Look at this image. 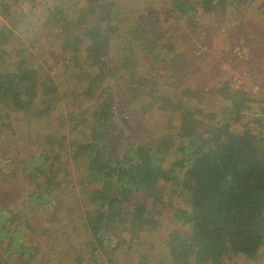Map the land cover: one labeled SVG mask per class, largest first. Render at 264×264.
<instances>
[{"label":"trees","instance_id":"16d2710c","mask_svg":"<svg viewBox=\"0 0 264 264\" xmlns=\"http://www.w3.org/2000/svg\"><path fill=\"white\" fill-rule=\"evenodd\" d=\"M2 1L4 0H0ZM16 1L21 4L11 1L15 13L7 14L9 24L5 22L0 25V95L5 99L13 97L16 102L15 109L23 111L25 106L31 107L29 102L24 106L23 101L27 96L35 94L32 84L36 85L39 81L37 73L45 75L46 68L49 66V68L58 67L62 71L67 68L58 65L56 61H49L51 55L47 54L48 45L46 47L43 42L31 43L27 45L29 47L26 51L21 53L20 40L35 38L39 29L47 26L48 31L53 29L58 32L60 38L65 37H62L60 51H68L79 58L82 54L79 52L83 46L89 45L86 50H93L90 55L93 59H101L105 56L101 51L110 41L102 39L100 35L106 30L105 25L108 23L106 21L107 6L104 10L93 9V4L99 0H66L65 3L61 0ZM139 1H143V5L146 4L147 9H152L154 13H165L151 0ZM167 1L168 13H165L167 15L161 19V22H164L170 13L175 12L180 19L182 17L190 21L189 26L192 27L193 32L200 33L199 18L205 11L202 4L191 0ZM251 1L253 0L249 2ZM215 3L216 1L213 4ZM171 5L172 12H169ZM137 8L131 9V14L139 15L141 12ZM72 9L78 13L75 20L81 27V31L76 35L71 29V24H74L75 20L68 18V12ZM182 9L184 11L180 15ZM162 33L168 36V33L164 31ZM149 37L151 39L153 35L150 34ZM94 39L97 40V44H91ZM162 39L161 34L158 39L152 38L149 47V42H146L145 45L148 47L145 49L146 55L153 57L152 61L158 67L150 71L142 70L138 80H135L136 69L131 66L132 54L130 53V57L127 58L128 53L125 48H119L120 52L116 51V57L120 63L118 64L121 74L120 86L123 87L120 90L127 93L130 101V104L127 103L125 107L137 108V110L142 108L146 114L151 111L160 113L161 118L163 115L164 121L162 119L160 123H153V128L142 129V125H139L143 132L132 135L131 129L129 131L126 128L127 123L123 121L124 118L121 119L115 113L123 104L119 87L112 81L99 84L97 79L91 78L90 75L89 81L83 88L85 91L77 93L78 88L72 87L68 90L62 88L56 91L63 97L58 96L56 103L63 104L64 109L60 115L54 112L51 116L48 110L46 113L43 112L45 114L41 113L31 119L33 121L30 123V130H38L33 139H39L41 135L44 136L45 131L53 128L49 120L59 123L60 128L63 127L70 132L73 141L67 145L68 153L73 155V160L80 168V172L75 174V181H72L71 187L69 185L66 187L64 181L57 182L54 178L57 165L45 161L46 157L40 156V152L39 155L32 156L33 161L30 162V166L36 163L34 167L26 168L25 174L24 170L22 172L23 178L33 189L31 194L39 210L46 212L49 205L54 206L55 209L52 210L54 212L61 209L62 207H59L61 205H57L61 203L56 202L67 201V195L76 200L83 214L84 222L78 223L84 225V230L78 241H86V243L80 252L84 254L90 245L91 257L85 259L83 256L75 262L72 261V258L76 256L72 244L76 241L72 240L70 233H67L74 226L69 224L63 231L65 219H60L56 215H53L56 220L51 223L44 221L43 218L37 222L38 230L47 227L49 223L48 229L58 226L57 228L63 231L58 237H54V242L50 244L54 245V252L60 251V255L57 256L61 257L59 261L62 264H117L118 262L113 263L114 256H112L122 243L114 238L117 235H126L130 238L131 244L127 251L132 255L136 253L137 256L132 259L131 264H145V252L153 245L155 233L150 229L153 227L158 229L169 219L171 223L177 224L166 234L165 245L168 246V255L171 257L172 264H230L229 260L235 256H257L264 250V125L261 123L264 122V114H262L261 122L254 124L255 119L243 123L242 116L235 114L232 117L213 111V114L219 118L216 126H223L224 133L214 141L208 140L213 138L215 132L212 128H206L202 133L196 134L199 139L194 146L186 147V138L174 134L168 141L161 142L162 151L148 148L142 150L138 147L137 142L140 136L146 137L150 132V135L156 134L157 139V136L171 132L172 116H179L180 122L186 118L190 120L205 118L204 115L200 117L201 110L198 106H193L200 102L195 103V99L189 100L190 91L188 87H184L185 85L182 86V82L188 85L187 79L190 75L196 76L198 67L185 65V60L184 66L181 63L182 68L180 62L175 60H173L175 66L168 65L169 58L182 53L181 59H183L184 55L189 54V49L181 47L177 40L163 44L165 40ZM46 55L49 57L45 58ZM239 56L240 54H237L233 58ZM32 60L35 61V65L33 66L30 62L29 67L32 69L24 71V63ZM152 61L145 62L146 68H149ZM98 70L103 71V67L97 68ZM78 76L77 74L62 83L70 85ZM60 79L58 75L52 79L48 77L51 88L59 83ZM164 88L169 89L162 92L166 98L169 94L180 98L173 103L169 99H163L158 89ZM6 90H8L7 93H5ZM228 91H231L232 95H238V87H231ZM255 93H258L257 90ZM195 94L199 92L195 91L192 96L194 97ZM90 95L94 100H91ZM206 98L213 97L209 95ZM74 101H82L83 106L89 110V114L82 106L72 109ZM253 102L263 104V101L258 98ZM92 107H96L94 113L91 111ZM32 111L38 113L36 110ZM236 113H240V110ZM2 115L6 114L0 110V118ZM7 122L0 121V134L6 132ZM223 135L226 140H223ZM174 140L177 142L172 144ZM36 144H39V140L32 146ZM169 145L176 146L172 148L171 153H175L174 150L179 153L167 159L169 149L166 147ZM2 149V155L6 159L5 147ZM9 169L8 166L0 165V175L2 171ZM173 172L177 175L176 186L172 185L173 182L167 178ZM43 176H46L47 186L42 184ZM73 183H75L74 187ZM5 187L9 189L8 185ZM156 188H159L161 195L170 194L176 204H172L171 201L164 202L159 196L155 198L153 191ZM185 189L194 190L198 196L202 197L204 202L200 211L190 210L188 203L189 200L193 201L190 197H185L183 203L181 198ZM53 193H57L56 201L50 198ZM136 199L144 202L138 204ZM159 201L161 202L158 203ZM145 202L149 203V208ZM181 203L185 205V209L178 207ZM66 208L69 209L68 206ZM3 216L5 215L0 206V218ZM8 221L12 223L16 219L8 213ZM21 223L27 224L25 221ZM181 225L188 228L187 233L182 231ZM1 227L3 226L0 225ZM136 228L142 230L138 238H135L138 231ZM24 232V226L19 224L18 237ZM33 233L34 230L30 235L36 239L41 238L40 235ZM68 235L69 238H67ZM32 236H30L31 240ZM83 237L85 240L80 239ZM15 239L17 238H11L6 227L4 235L0 236V264H42L40 255L30 259V262L23 263L20 253L16 251L18 245ZM20 241L21 247L27 246V236L22 237ZM57 241L61 244L58 245ZM38 246L40 242L36 241L30 248L33 253L36 251L43 255ZM210 246L218 248L211 252L212 256H209L207 252ZM204 248H206L205 251Z\"/></svg>","mask_w":264,"mask_h":264},{"label":"rangeland","instance_id":"374dc122","mask_svg":"<svg viewBox=\"0 0 264 264\" xmlns=\"http://www.w3.org/2000/svg\"><path fill=\"white\" fill-rule=\"evenodd\" d=\"M11 1L12 0H4L0 2V25L5 22L6 24H9L6 17L7 14L15 13L14 9H12L13 2ZM14 1L17 4H21V2H17L16 0ZM61 1L64 3L66 2V0ZM151 1L155 2V5H159V8L164 10L165 13H168L167 0ZM191 1H196L202 4L205 9L199 18V29L201 30L200 33L193 32L192 27L189 26L190 21L182 19V17L180 19L178 14L175 12H173V14L170 13V16H167L166 20L161 22V19H163L167 14L154 13L152 9H147L146 4L143 5V1L99 0V2L93 4V9L100 8L104 10V8L107 6L108 14H106V21L108 23L105 25L106 30L100 33V35L102 39L110 41L108 44H105L103 50L101 51V53L105 55L101 59L91 58L90 55H92L93 50H86L89 45L86 47L83 46L81 52H79V54L82 53L80 55L81 57L79 58L73 56L72 53H68V51H60L62 47V39L65 37L62 36L63 38H60L58 32L53 29L48 31L47 26L41 27L35 38L32 39V37H29V39L20 40L21 48L19 47V51L21 53L25 52L26 48L29 47L27 45H30L34 42H43L45 43L46 47L48 45L47 54L51 55L49 61H56L58 65L65 66L67 68L62 71L58 67L49 68V66L46 68L47 73L43 71L46 73L45 75L43 73H37V78L39 81L36 85L32 84V89L34 90L35 94L33 96H27L23 101L24 106L25 104L28 105L29 102L31 107L29 105L25 106L23 111L15 109L16 102L13 100V97L5 99L2 97V95H0V110L4 111V114H6L1 116L0 121H8L6 124V132L0 134V165L10 167L9 170L2 171L0 175V206L5 215L0 218V225L3 226L0 228V236L4 235L7 227V231L11 234V238H17L15 239L16 244L18 245L16 251L20 253L23 263H27V261L30 262V259H33L36 255H40L42 257V264H62L59 261L61 257L57 256L60 255V251L54 252V245H52V247L50 244L54 242V237H58V235L62 234L63 231L67 229L68 225L72 223V220L75 221L77 219L79 222H84V217L81 216L83 214L80 213V209L76 204V200L70 198V196L67 195V201L58 200L61 202H56L61 203L57 204L61 205L59 206L62 207L61 209L54 212L52 211L55 209L54 206L49 205L46 208V212L39 210L38 207L35 206L36 201L34 200L35 198L33 199L32 197L31 187L28 185L27 180H25L22 176L23 170L25 174L26 168L34 167L33 165L36 163H33L30 166V162L33 161L32 156L37 154L39 155L40 152V156H44L46 159L48 157H54L55 160L49 162L57 165L54 178L57 182L64 181L66 183V187L67 185L71 187L76 172H80L78 164L75 163L73 158H69L70 155L68 153V147H61L60 143L58 142V138L63 137L62 133H58L55 140H48L45 142V140L42 138L33 139L34 135L36 136V133H38V130H30V123L33 121L31 119L36 118L44 111L46 113L49 110L51 112V116L54 112L59 115L63 112V104H56L58 101V96L61 97V94H58L56 91L62 88L64 90H68L71 89V87L78 88L77 93H80L82 90L85 91L83 88L89 81V75L91 78L97 79L99 84L112 81L114 85L119 87V93L123 103L122 106L115 111V113L116 115H119L121 119L124 118L123 121L127 123L126 128L129 131L131 129L132 135L137 134L138 132H143L142 129L144 127L153 128L152 124L156 122L160 123L162 119L164 121V116L162 115L161 118L160 113H153L151 111L150 113L146 114L142 111V108L137 110V108L133 109L130 107H125L127 106V103L130 104V101L127 97V93L120 90L123 87L120 86L121 74L118 68V64L120 63L116 57V51L120 52L119 48L126 49L125 51L128 53L127 58L132 54L131 66L132 68L136 69L135 80H138L141 77L140 72H142V70L146 69L150 71L151 69L155 70L158 67V65L152 61L153 57L146 55L147 51H145V49H148L152 38L158 39L160 34L165 40L164 41L162 39L164 41L163 44H169L172 42V40H177L180 42L181 47L184 49L187 48L190 51L189 54L186 56L184 55L183 59H181L182 53H179L178 56L174 55L172 58H169V66H175V62H173V60H175L180 62V67L182 68V66H184L183 61L185 60V65H196L198 67L196 76L193 77L190 75L187 79L188 85L183 84L184 82H182V86L185 85L184 87H188L190 91L188 96L189 100L195 99V103L200 102V104L193 103L195 105H192L198 106L199 110H201L200 117L204 115V120L200 118H193L192 120L186 118L183 120V122H180L178 120L180 118L179 116H172L173 125L171 132H165L162 135L157 136V139L156 134L150 135V132L148 136L144 137L143 135L138 138L137 144L139 148H142V150L143 148H148L156 149L158 152L162 151V146H160L161 142L168 141L169 138L174 134L186 138V147L191 145L194 146L197 144V139H199L196 134L202 133L206 128H212L215 132L213 138L208 141L216 140L224 133L222 132L223 126H216V124L219 122V118L213 114V111L226 114L227 116L231 115L232 117L235 114L239 117L242 116L241 120L243 123H247V121H253L254 119V124L261 122V118L263 117L262 114H264V39L261 40V37L264 35L261 34L264 32V0H254L251 6L246 3L242 11L243 18L237 17L234 22H231L230 20L232 8L231 6L227 5L230 3V0H223V3L225 4L223 8L220 6L214 11L213 7L215 5L213 3L217 0ZM172 7L173 6L171 5L169 12H172ZM133 8H137L141 13H139V15L137 14L136 16L131 14V9ZM255 10L259 13L256 14ZM183 11L184 10L182 9L180 15ZM77 14L78 13L74 9L68 12L69 20H75ZM73 23L74 24H71V29L76 35L81 31V27L77 20H75ZM229 24L233 25L228 27ZM152 29H154V31H152ZM163 31L168 33V36L163 34ZM145 33L147 34L144 35ZM201 33L204 36L207 35L206 38H202ZM150 34L153 35L151 39L149 37ZM96 41L97 40L94 39L91 44H97ZM257 41H260V43H257ZM146 42H149L148 47L145 45ZM72 46L73 44L71 47ZM85 50L86 52L83 53ZM237 54H240V56L238 58H233V56ZM26 56L27 55H25V57ZM48 57L49 55L45 56V58ZM146 61L148 63L149 61H152L149 64V68H146L145 66ZM30 62L33 64V66L35 65L34 60L24 63V71L32 69V67H29ZM100 67H103V71L101 70V72L99 70L97 71V68ZM40 74L42 76H40ZM77 74L79 76L70 85H65L62 83L63 81L72 79ZM55 75H58L61 77V79L58 81L59 83L55 84L51 88L48 77L52 79L55 78ZM203 77L208 78L205 86L200 85L201 82H203ZM201 87L205 90L201 89ZM231 87H238V95H232L231 91H228V89ZM168 90L169 89L165 88L158 89V93L163 99H169L171 103L180 98L175 97L172 94H169V97L166 98L162 92ZM256 90L258 93H255ZM195 91L199 92V94H195L193 97L192 94H194ZM7 92L8 90H6L5 93ZM209 95L213 98H206ZM257 98L258 100L263 101L262 105L253 102ZM91 100H94V98L91 97ZM76 101H74L72 109L82 106L83 109L87 110V113L89 114V110L83 106L84 104H82V101ZM205 101H207V103H205ZM95 109L96 107H92V113L95 112ZM32 110H36L38 113ZM237 110H240V113H236ZM174 112L176 113V109H174ZM48 122L51 124V126H53V128L59 129L58 131L67 132V130L60 128L59 123H55L50 120ZM261 123L264 125V122ZM139 125H142V129ZM54 136L55 134L52 135V137ZM70 139L71 135L69 137H65L63 139V144L69 145ZM37 140H39V144L32 146L34 143H37ZM223 140H226L224 135ZM175 142L177 141L174 140L172 144ZM2 147H5V152H7L6 159H4V156L2 155ZM169 147L170 145L166 147L169 149V151L167 150V159H170L179 153L176 152V150H174L175 153H171L172 148L176 146ZM44 172H46V170H44ZM41 178H43V186H47L46 176ZM167 178L173 182L172 185L176 186V182L178 181H176L177 175L175 172L170 173ZM180 178H182V175H180ZM7 185L9 189H6L5 186ZM74 186L75 183H73V187ZM161 188L164 189L165 187ZM185 190L186 191L183 193L184 195L181 198L183 199V203L185 197H190L194 201L193 202L192 200H189L188 207L190 205V210L196 212L200 211L204 202L202 197L198 196L197 192L194 190ZM57 193H59V191H57ZM57 193L50 195V198L53 201H56L55 197ZM16 195L19 197L17 198ZM153 195L155 198H158L159 196L164 202L171 201L172 204H176L173 202V198L170 194L166 193L161 195L159 188L154 189ZM71 196L74 197V195ZM136 200L138 204L144 202L138 199ZM160 202L161 201L158 203ZM183 203H181L178 207L181 209L184 207L185 209V205ZM145 205L147 208L150 207L149 203L147 202H145ZM66 206L69 207V210L66 208ZM148 212L151 211L148 210ZM8 213L12 214V217L15 218L16 221L10 223V221H8ZM53 215L60 217V219H65V222L62 226L63 231H60L57 228L58 226L48 229L49 223L56 220L54 219ZM41 218L49 223L47 227L42 228V230H38L39 225L37 222H39ZM23 221H25L27 224L21 223ZM171 222L172 221L169 219L158 229H155L154 227L150 229L155 233L154 239L152 241L153 245L150 246L145 252V264H172L171 257L168 255V246L165 245L167 240V232L169 230L171 231V229H174V227L177 225ZM19 224H22L25 229V232L22 233L20 237H18L19 233H17ZM78 226L79 227L76 234H74V229H71L69 232H67L70 233L72 240L76 241L72 244L73 250L76 251V256L72 258V261L74 262L80 260L83 256H85L83 257L85 259H89L91 257L90 245L88 250L85 252L87 253L86 255L85 253L81 254L80 252L86 241H78L79 237L83 233L84 225ZM30 227L31 232L34 230L33 234H38L41 238L36 239L34 236L30 235ZM180 228H182L184 233L188 232V228L186 226L181 225ZM136 230L138 231L135 238H138L141 236L142 230L139 228H136ZM47 231L49 232L47 233ZM25 236H27L28 244L26 247H21L20 239ZM30 236H32V240ZM69 237L70 236L68 235L67 238ZM114 238L124 242L121 243L118 251L112 254V256H114L113 263L118 262L117 264H131L133 262L132 259L137 258V256L135 255L136 253L132 255L131 252L127 251L129 250L127 249L128 246L131 244V241H129V236L117 235ZM80 239L85 240L84 237ZM36 241L40 242L38 249L43 252V255L36 251H34L35 253L32 252L30 246L33 243L35 244ZM57 243L58 245L61 244L60 241H57ZM135 246H140V244H135ZM206 248H204V251ZM213 250H218V248L210 246L207 251L209 256H212L211 252ZM222 252L224 253V251ZM229 261L230 264H264V250L262 253L259 252L257 256L251 255L250 257H245L239 255L231 258Z\"/></svg>","mask_w":264,"mask_h":264},{"label":"crops","instance_id":"0c3cea01","mask_svg":"<svg viewBox=\"0 0 264 264\" xmlns=\"http://www.w3.org/2000/svg\"><path fill=\"white\" fill-rule=\"evenodd\" d=\"M250 0H248V1H246V0H230V3H228L227 5H229V6H231V8H232V11H231V18H230V20H231V22H234L235 20H236V18L237 17H239V18H243V7H244V5L246 4V3H248ZM254 1V0H253ZM253 1H251V2H249L248 4H249V6H251L252 5V3H253ZM215 5V9L217 8V7H220L221 6V8H223V6L225 5L224 3H223V0H217L216 1V3L214 4ZM255 12H256V14H258L259 12L258 11H256L255 10ZM252 14V13H251ZM233 24H229L228 25V27L229 26H232ZM264 33V32H263ZM263 33H261V34H263ZM201 35H202V38H206V36L207 35H203L202 33H201ZM264 36V35H263ZM262 36V37H263ZM261 37V40L262 39H264V37L262 38ZM259 43H260V41H259ZM207 81H208V78L207 77H203V82H201V86H205V83H207ZM61 129H64L63 127H61ZM59 129H55V128H52V129H49V131H45V134H44V136H42L41 134V137L39 138V139H44L45 140V142H47L48 140H55L56 138H57V136L56 135H58V133H62V135H63V137L62 138H58V142L60 143V146L61 147H66L67 145H65V144H63V139L65 138V137H69L70 135H71V133L70 132H65V131H63V132H60V131H58ZM53 134H55V136L54 137H52V135ZM39 136V135H38ZM72 141H73V138H72V135H71V139H70V143H72ZM67 143V142H66ZM64 152V151H63ZM69 158H73V155L71 154V153H69ZM46 159V158H45ZM54 159V157H48L47 159H46V161L47 162H51L52 160ZM31 191H33V189L31 188ZM16 197L18 198L19 196L18 195H16ZM69 210V209H68ZM80 213H81V211H80ZM82 214V213H81ZM80 214V215H81ZM78 216V215H77ZM81 216H83V215H81ZM79 222V220L77 221V219L74 221V220H72V223H71V225H73L74 227L72 228V229H74L75 230V232H74V234H76L77 233V230H78V225H81L80 223H78ZM122 242H124V241H122Z\"/></svg>","mask_w":264,"mask_h":264}]
</instances>
